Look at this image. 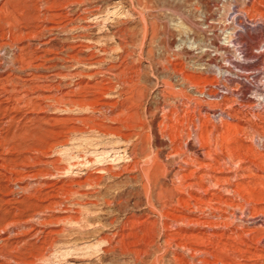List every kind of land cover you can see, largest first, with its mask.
Masks as SVG:
<instances>
[{
    "label": "rangeland",
    "instance_id": "374dc122",
    "mask_svg": "<svg viewBox=\"0 0 264 264\" xmlns=\"http://www.w3.org/2000/svg\"><path fill=\"white\" fill-rule=\"evenodd\" d=\"M233 10L259 43L264 0H0V264H264V119L205 115Z\"/></svg>",
    "mask_w": 264,
    "mask_h": 264
},
{
    "label": "bare ground",
    "instance_id": "6f19581e",
    "mask_svg": "<svg viewBox=\"0 0 264 264\" xmlns=\"http://www.w3.org/2000/svg\"><path fill=\"white\" fill-rule=\"evenodd\" d=\"M244 15L243 12L239 10H233L229 15L228 20L234 26V28L230 38L228 39L229 40L228 43L232 49V52L234 53V57L224 56L225 58L223 60L227 64V67L223 68L222 70L220 67H222L223 65L214 66L218 75L221 72L220 74H222V80L218 81L219 79L217 78L218 80L217 79L216 80L218 82H216V84L213 86L215 88V91L211 95L216 98V101L213 105L214 107L209 108L207 106L208 108H206L207 110L208 109L211 110V113L208 112L205 115L211 117L212 119L214 116H217L219 119L220 114L224 113L227 109H231L233 113L241 114L242 116L244 115L247 116L246 118H243L245 123L249 122L250 119L259 122L264 119V38H262V40L259 43L252 46H247L240 42L239 32L243 31L242 29L245 24ZM256 27H259L264 31V24L257 23ZM219 48L221 47L214 45L212 51L214 52L219 51L221 52L219 54H225L224 52H222V50L220 51ZM1 64H0V72L4 70V68H7L8 65L6 64L5 66L2 67ZM206 66L208 67L209 63L206 64ZM229 81L234 82L233 86H235L236 89H231L232 85L229 84ZM228 98L229 100L227 101ZM232 106H235V108H232ZM207 110H205L204 113H206ZM175 113H176L175 111L171 112L172 115H174ZM166 116L164 115L165 118ZM251 123L254 125L253 121H251ZM258 133H254V134L252 133L253 135L250 136V139L251 141L256 142V144H258V146L262 148L264 146V140H263L264 136ZM164 136L166 137V134ZM151 160H152L151 163L155 162L154 158ZM154 170L155 169L153 164L148 165L145 168H142V173L147 182L152 180V176H154L153 175ZM147 186L148 184L146 185V187ZM166 194H167L166 196H163L164 199L165 197H170L173 195V189L172 191H166ZM258 219H260L262 222V218L259 217Z\"/></svg>",
    "mask_w": 264,
    "mask_h": 264
}]
</instances>
